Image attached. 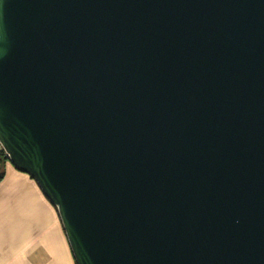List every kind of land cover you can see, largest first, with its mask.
Masks as SVG:
<instances>
[{"label":"water","instance_id":"95a60500","mask_svg":"<svg viewBox=\"0 0 264 264\" xmlns=\"http://www.w3.org/2000/svg\"><path fill=\"white\" fill-rule=\"evenodd\" d=\"M0 144L76 264H264V0H0Z\"/></svg>","mask_w":264,"mask_h":264},{"label":"crops","instance_id":"0c3cea01","mask_svg":"<svg viewBox=\"0 0 264 264\" xmlns=\"http://www.w3.org/2000/svg\"><path fill=\"white\" fill-rule=\"evenodd\" d=\"M40 253L41 264H76L56 206L8 161L0 182V264H34L30 254Z\"/></svg>","mask_w":264,"mask_h":264},{"label":"trees","instance_id":"16d2710c","mask_svg":"<svg viewBox=\"0 0 264 264\" xmlns=\"http://www.w3.org/2000/svg\"><path fill=\"white\" fill-rule=\"evenodd\" d=\"M8 161H10L9 157H8V155L6 154V152L4 151V149L2 148V146L0 144V182L4 178L5 167H6V163Z\"/></svg>","mask_w":264,"mask_h":264},{"label":"rangeland","instance_id":"374dc122","mask_svg":"<svg viewBox=\"0 0 264 264\" xmlns=\"http://www.w3.org/2000/svg\"><path fill=\"white\" fill-rule=\"evenodd\" d=\"M30 259L32 260V262H34V264H41L42 262V258L44 257L41 253L38 255L35 254H30ZM40 258V259H39Z\"/></svg>","mask_w":264,"mask_h":264}]
</instances>
